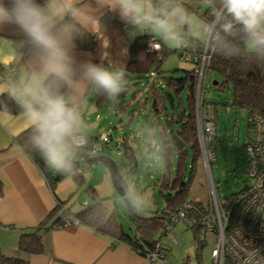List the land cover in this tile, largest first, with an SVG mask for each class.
Returning <instances> with one entry per match:
<instances>
[{
    "label": "clouds",
    "instance_id": "1",
    "mask_svg": "<svg viewBox=\"0 0 264 264\" xmlns=\"http://www.w3.org/2000/svg\"><path fill=\"white\" fill-rule=\"evenodd\" d=\"M209 3L211 20L194 16L183 0H43V4L0 0V26L11 24L21 30L40 77L35 88H24L11 79L0 82V95L8 93L17 103L30 128L28 144L54 175L70 179L77 174L76 158L90 143L83 130L87 97L102 94L114 108L126 91L123 68L78 63L73 56L77 38L86 32L102 36L101 10H118L133 29L130 35L151 34L170 48L184 49L198 42L225 58L264 61V0ZM251 118L257 131L264 133V113L257 110ZM13 119L7 105L0 106V126L7 127ZM163 145L161 137L159 159L154 161L158 168L166 163ZM121 202L126 211L143 214L149 198L143 189L133 194L132 186H126ZM66 219L79 225L77 214ZM251 256L255 264H264L259 249L254 248Z\"/></svg>",
    "mask_w": 264,
    "mask_h": 264
},
{
    "label": "trees",
    "instance_id": "2",
    "mask_svg": "<svg viewBox=\"0 0 264 264\" xmlns=\"http://www.w3.org/2000/svg\"><path fill=\"white\" fill-rule=\"evenodd\" d=\"M204 2L209 0H196ZM38 3H43V0H37ZM200 13L198 9L195 14L202 20L212 19V7ZM189 10V6H187ZM155 39L151 34L143 33L137 36L130 44V60L125 69V80H131L134 76L144 81L147 77L152 78V81L147 83V92L144 100L137 102V109L146 111V116L153 114L159 121L161 116H164V126L159 131L160 145L158 150H161V137L164 139V158L166 160L164 171L156 179L155 185L158 188V194L163 201V207L159 212L151 215L136 214L129 212V219L133 226L132 234L124 231L118 217L114 213H108L106 206L97 201L95 189L86 187L83 194L89 199L81 203L80 210L71 208L67 200L59 199L56 196L55 187L65 177L59 174H53L45 165L40 154L33 150L28 144L30 128L19 133L13 138V143L37 166L43 176L51 194L55 199L54 207L46 214V216L34 228L28 232H24L19 236L17 248L20 252L27 255H39L44 251L41 236L43 233L54 229L63 228L65 225H71L66 218L73 215H78L79 225L97 235L108 238L112 245L123 244L127 246L135 254L147 259V256L152 253L158 245V252L161 253V260H165L169 256L170 251L161 246L159 240L155 238L158 230H162L165 234V227L169 222V215L180 208L187 199L190 182L195 171V164L201 160L200 146L197 136V107L196 94L198 93V76L195 72V64L188 71H183L181 77L174 78L172 76L165 77L160 71V62L166 54L162 49L158 51L149 50L150 39ZM202 50L198 42L194 43ZM75 45L78 50L93 51L95 43L93 37L89 33L75 40ZM177 51V49H175ZM30 50L26 47L20 62L22 63L30 54ZM209 61L205 66L204 75L214 74L218 80L216 84L212 83L211 88L221 93L229 92L232 99V104L247 111V125L250 138V122L249 116L260 111L264 113V61L251 60L245 61L241 58H225L222 55L213 53L208 49ZM16 65L4 66L0 64V74L5 80L11 79L19 83L15 75ZM153 72V75H149ZM200 111L198 112L201 121L211 119L216 125V109L210 107L202 96L204 93V84L200 88ZM186 91V92H185ZM185 92L184 100L181 99V94ZM176 96V97H173ZM96 106L103 104L105 96L96 94ZM174 98L178 99V103ZM137 100V95L134 94L133 101ZM127 104V103H126ZM125 104V105H126ZM7 105V109L13 115L21 113V109L8 93L0 96V106ZM124 104L120 107L123 109ZM133 116L134 113L132 112ZM132 119L125 120L121 124L127 126ZM216 130V127H215ZM90 143L87 148L77 156V174L71 177L77 187H82L85 184L83 173L91 165L90 151L94 145H97L98 139L89 136ZM248 142V141H247ZM101 143V151L106 149ZM118 148V155L123 156L128 160L131 168L135 169L136 150L132 147L131 142L123 138L120 144L115 146ZM215 147H213L214 149ZM104 155V154H100ZM93 157V156H92ZM246 186L236 194L224 196L220 201L221 209L224 212H230L228 220L230 221L234 212V204L245 192ZM2 188L0 183V196ZM192 208L188 210V223H191V230L196 237V233L206 232L202 220L205 219L212 211V206H203L198 202L189 201ZM68 203V204H67ZM142 217L141 219L138 217ZM187 223V224H188ZM198 246L201 243L198 241ZM0 264H28L27 259H22L14 256H7L0 250Z\"/></svg>",
    "mask_w": 264,
    "mask_h": 264
},
{
    "label": "rangeland",
    "instance_id": "3",
    "mask_svg": "<svg viewBox=\"0 0 264 264\" xmlns=\"http://www.w3.org/2000/svg\"><path fill=\"white\" fill-rule=\"evenodd\" d=\"M185 3L189 5L188 11L196 17H198L195 14L196 9L203 13L210 8L209 3L198 4L193 1ZM162 49L166 55L162 57L159 65L165 77H181L184 74L183 71L192 68L193 63L184 61L175 48L162 43ZM215 80L218 79L214 74H208L203 75L199 83L200 88L204 84L203 100L216 109V130L212 143L215 147L214 157L207 167H204L202 155L201 160L196 162L187 199L206 207L211 205L213 210L215 204L220 212L221 205L218 197L222 199L224 196L236 194L248 185L246 177L248 158L245 146L249 133L247 111L232 104L229 92L221 93L211 88ZM147 81L151 82L152 78L147 77L142 81L134 76L131 80H126V91L121 94L119 104L114 108L109 106L106 98L103 104L97 107L96 94L89 95L87 97L89 110L85 109L83 114V130L89 136L97 138L98 145L101 144L100 136L105 135L109 138V142L102 145L106 149L105 152L90 153V156L104 154L110 157L119 168L125 188L132 186L133 194L142 189L148 194L149 205L143 215L159 212L163 207V201L155 183L158 176L163 173L164 167H156L154 161L159 159V131L165 124V117L161 116L158 121L153 114L146 116V111L137 109V102L144 100L147 92ZM200 90L196 94V100H198L195 107L196 114L201 107ZM185 92L181 94L182 101ZM134 94L137 95L135 101H133ZM173 97L176 96L173 95ZM174 99L178 103V99ZM122 103L123 109L120 107ZM128 119H132L129 125L121 124ZM123 138L131 142L136 150L137 165L133 171L128 160L115 152V146L120 144ZM83 176L84 186L77 187L72 178H65L57 183L55 192L62 200L68 199L67 202L72 205L71 208L80 210L83 201L90 202L83 194L84 188H94L97 201L106 206L108 213L116 214L124 231L132 234L133 226L129 219V212L122 207L121 198L115 192L105 167L101 163H95L85 170ZM191 226V223L176 222L170 231L171 238L163 234L162 230L157 231L155 238L159 240L163 248L170 251L169 256L166 257L167 264H211L210 250L214 246L215 237L202 230L196 233L195 237ZM198 241L201 247L197 245Z\"/></svg>",
    "mask_w": 264,
    "mask_h": 264
},
{
    "label": "crops",
    "instance_id": "4",
    "mask_svg": "<svg viewBox=\"0 0 264 264\" xmlns=\"http://www.w3.org/2000/svg\"><path fill=\"white\" fill-rule=\"evenodd\" d=\"M186 1L197 2L183 0L186 8L189 6ZM98 15L103 26L102 36L87 32L94 39V50H78L75 45L73 56L78 63L91 61L105 67H121L125 71L130 60V44L141 33L130 35L133 29L121 19L118 10L105 8ZM25 39L17 26H0V64L16 65L19 84L24 88H35L40 77L33 65L32 54L20 62L27 47ZM3 81L0 74V82ZM13 116L7 127L0 126V250L3 254L27 259L28 264H167L166 259L149 261L123 244L112 245L108 238L74 224L43 233L42 254L20 252L17 248L19 236L39 224L54 207L55 199L37 166L13 143L16 135L29 128L21 113ZM56 196L61 199L57 193Z\"/></svg>",
    "mask_w": 264,
    "mask_h": 264
},
{
    "label": "built area",
    "instance_id": "5",
    "mask_svg": "<svg viewBox=\"0 0 264 264\" xmlns=\"http://www.w3.org/2000/svg\"><path fill=\"white\" fill-rule=\"evenodd\" d=\"M148 47L149 50L155 51L161 49L160 43L153 38L150 39ZM177 53L184 61L195 64L199 91V83L209 61L208 49L203 47L201 50L193 44L188 48L177 49ZM150 75L152 76L153 72ZM252 114L248 118L250 138L245 146L248 158L246 168L248 185L246 190L236 200L230 221L228 220L230 212L226 213L222 209L219 212L215 204L214 210L212 207V212L201 221L206 232L215 237L214 246L210 250L211 264H224L225 262L229 264H255V260L251 256L254 248L259 249L260 254L264 255V133L257 131L256 122L251 118ZM196 122L200 152L203 156L202 161L204 167H207L214 157L212 143L215 137V125L211 119L202 122L198 113ZM99 140L103 144L109 142V138L105 135L100 136ZM100 151L101 144H97L92 147L90 153ZM115 152L119 153L118 148L115 149ZM191 205V203L185 202L169 215L165 234L170 238L171 228L176 222L180 221L185 224L189 222L187 212L192 208ZM158 250L159 246L157 245L154 251L147 256V259L149 261H164L161 260V253ZM153 253L155 256H152Z\"/></svg>",
    "mask_w": 264,
    "mask_h": 264
},
{
    "label": "water",
    "instance_id": "6",
    "mask_svg": "<svg viewBox=\"0 0 264 264\" xmlns=\"http://www.w3.org/2000/svg\"><path fill=\"white\" fill-rule=\"evenodd\" d=\"M213 84L215 85L216 82L214 81ZM89 161L93 163H101L105 167L115 192L121 198L125 192V185L116 162L106 155L93 156ZM132 214L136 215L135 213ZM138 217L140 219L142 218L140 216Z\"/></svg>",
    "mask_w": 264,
    "mask_h": 264
}]
</instances>
